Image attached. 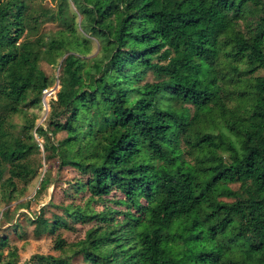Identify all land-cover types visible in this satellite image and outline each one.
Masks as SVG:
<instances>
[{
    "label": "trees",
    "instance_id": "16d2710c",
    "mask_svg": "<svg viewBox=\"0 0 264 264\" xmlns=\"http://www.w3.org/2000/svg\"><path fill=\"white\" fill-rule=\"evenodd\" d=\"M43 159L86 203L42 208L34 236L91 225L86 264H264V0H0V203ZM67 245L27 264H73Z\"/></svg>",
    "mask_w": 264,
    "mask_h": 264
},
{
    "label": "rangeland",
    "instance_id": "374dc122",
    "mask_svg": "<svg viewBox=\"0 0 264 264\" xmlns=\"http://www.w3.org/2000/svg\"><path fill=\"white\" fill-rule=\"evenodd\" d=\"M71 9L76 11L73 3H71ZM81 17V16H80ZM52 27V26H51ZM96 49H94L95 51ZM60 67H55L52 71L58 75ZM54 89V93L58 91L59 85L56 82L55 86L50 90ZM48 95L46 103H43L44 109L33 108L30 111L38 114V119L36 121L37 125H41L43 119L47 113L48 101L54 95ZM46 125V122H44ZM63 136L60 134L58 137ZM41 141V139H40ZM43 167L40 168L41 176L37 177L25 191L24 194L20 195L19 199L12 201L10 205L5 203H0V235L7 234L12 246H17L19 253V261L21 264H27L34 254H53L61 255V251L54 248L55 240L57 235H60L68 243L67 254L73 264H86L83 255H77L74 249L70 248L71 244L85 237L86 231L91 227V225L82 224L80 222L72 223V229H60L56 234H44L40 237L34 236V224L31 223L30 217L38 214L41 209H45L46 215L51 217L54 214H63V206L68 205L72 200L76 204L86 203V198L83 195L86 193H81L77 195H72L71 185L75 178H79L80 174L72 167L66 166L59 168V163L56 160L46 161L42 160ZM50 171L51 174V184L48 189L40 195H37V189L40 185V180L46 172ZM68 191V192H67ZM108 199V198H107ZM29 202L28 207H22L17 209V205L20 203ZM109 204V203H108ZM96 210H101L102 205L93 203ZM7 208L14 212V217L11 222L2 219V212ZM15 223H19V227L15 230Z\"/></svg>",
    "mask_w": 264,
    "mask_h": 264
},
{
    "label": "built area",
    "instance_id": "2783aa9c",
    "mask_svg": "<svg viewBox=\"0 0 264 264\" xmlns=\"http://www.w3.org/2000/svg\"><path fill=\"white\" fill-rule=\"evenodd\" d=\"M51 88H47L45 89L44 92V96H43V102L45 103V105H47L46 100H47V96L48 95H52L54 93V89L50 90Z\"/></svg>",
    "mask_w": 264,
    "mask_h": 264
}]
</instances>
